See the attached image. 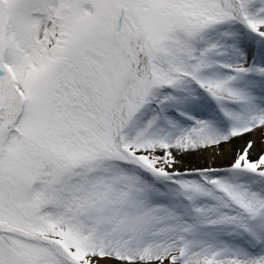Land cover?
<instances>
[{"label":"snow or ice","instance_id":"6c2138e0","mask_svg":"<svg viewBox=\"0 0 264 264\" xmlns=\"http://www.w3.org/2000/svg\"><path fill=\"white\" fill-rule=\"evenodd\" d=\"M0 264H264V0H0Z\"/></svg>","mask_w":264,"mask_h":264}]
</instances>
